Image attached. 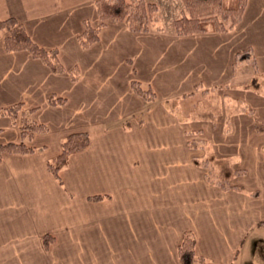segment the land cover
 Listing matches in <instances>:
<instances>
[{"label": "crops", "instance_id": "1", "mask_svg": "<svg viewBox=\"0 0 264 264\" xmlns=\"http://www.w3.org/2000/svg\"><path fill=\"white\" fill-rule=\"evenodd\" d=\"M94 2L0 0V21L14 18L63 68L7 52L0 30V110L22 104L47 127L28 141L35 152L0 161V264H50L66 245L90 246L91 264H180L187 232L207 264H264V91L238 84L230 114L167 107L212 87L226 96L248 65L237 66L244 50L264 71V1L247 0L229 32L139 33L106 21L82 47L77 37L100 23ZM133 81L155 101H143ZM18 123L0 111V143L20 140ZM74 132L88 145L56 179L47 163Z\"/></svg>", "mask_w": 264, "mask_h": 264}, {"label": "trees", "instance_id": "2", "mask_svg": "<svg viewBox=\"0 0 264 264\" xmlns=\"http://www.w3.org/2000/svg\"><path fill=\"white\" fill-rule=\"evenodd\" d=\"M181 2L184 9L183 13L172 22V29L179 36L229 32L240 22L247 5V0H181ZM94 3L100 23L97 27L87 25L77 37L82 47H87L98 40L100 29L106 21L123 23L131 32L148 33L163 29L158 19V8L154 2L147 0H95ZM0 30L5 34L3 45L7 52L27 51L33 58L45 63L54 73L63 71L58 63L56 51H47L36 45L29 38L24 27L14 18L1 20ZM242 56L244 57V54ZM131 85L134 92L143 101L148 103L155 101V94L149 87L142 86L136 81H133ZM193 99L173 100L168 102L167 107L176 109L178 105L176 103L179 102L181 103L179 110H187L190 107L192 109ZM63 102V98H49L50 105H60ZM0 111L13 120L19 116L18 130L20 135L18 142L0 143V161L5 154L35 152L37 148L29 146L28 141L37 134L46 133V125L32 120L30 112L22 109V104H15ZM138 121L141 123V118ZM88 142V135L84 132H74L67 135L61 143L60 153L47 163L48 171L58 179V172L66 165L69 155L84 150ZM100 199L101 197L96 196L90 200L98 201ZM41 240L42 245L48 247L53 238L46 235ZM194 246L195 240L192 234L185 233L177 248L180 264H207L203 258L195 255Z\"/></svg>", "mask_w": 264, "mask_h": 264}, {"label": "rangeland", "instance_id": "3", "mask_svg": "<svg viewBox=\"0 0 264 264\" xmlns=\"http://www.w3.org/2000/svg\"><path fill=\"white\" fill-rule=\"evenodd\" d=\"M147 1L151 2L153 0H147ZM154 3H156L157 5L158 19L160 20L162 27H164L165 29L172 28L173 20L180 17L184 10L181 0H154ZM251 50L248 52H246L245 50L244 52L242 51V53L239 52L240 55H238L237 66L239 64V66L241 67V64L245 62L248 65L247 66L244 65L245 67L242 69V73L244 75L243 76L240 75L237 77L236 80H234V83L236 85H233L232 82L228 84L226 96L221 95V93L219 92V90L221 89H219V87H212L207 93L204 92L202 95L196 94L197 93L196 92L191 98V99L194 98L192 104L195 107V109L198 110L211 109L210 104H212L213 109L222 110L223 108H225L227 112H229L230 114L232 112L231 109L238 108V86H237L238 84L240 85L243 83H248L246 85H248L249 88L259 91H264V71L261 70L258 72L257 68L256 69L254 68V61H252L253 55ZM242 54H244V57L242 56ZM248 60L251 61L250 64ZM255 79L256 80L259 79V81L255 82ZM178 103L179 102H177L176 104ZM176 109H181V103L176 106ZM85 246H86L85 248L86 253L85 252L81 253V252H77L75 247L66 245L65 249L61 250V252L57 253L56 255H54V253L51 254L50 264H80L82 262L84 264H91L92 257H91L90 246L88 245ZM78 257L79 259H77ZM94 258L96 257L93 256V259ZM81 259L83 261H80ZM94 262L97 263V260L94 259Z\"/></svg>", "mask_w": 264, "mask_h": 264}]
</instances>
